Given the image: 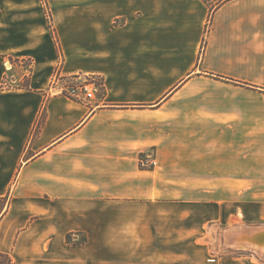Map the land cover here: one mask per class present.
<instances>
[{"label":"crops","instance_id":"crops-1","mask_svg":"<svg viewBox=\"0 0 264 264\" xmlns=\"http://www.w3.org/2000/svg\"><path fill=\"white\" fill-rule=\"evenodd\" d=\"M47 3L62 57L43 0H0V253L165 264L222 220L220 196L264 198V0ZM9 56L32 60L30 88L2 87ZM56 72L96 76L102 93L69 99ZM257 203L227 201L225 214L264 222ZM259 247L203 264H264Z\"/></svg>","mask_w":264,"mask_h":264},{"label":"rangeland","instance_id":"rangeland-1","mask_svg":"<svg viewBox=\"0 0 264 264\" xmlns=\"http://www.w3.org/2000/svg\"><path fill=\"white\" fill-rule=\"evenodd\" d=\"M46 11V10H45ZM27 58L20 60H14L11 61L12 63V69L10 70V73H8L4 80H7V84L12 86H20V84H24L26 82V78H28L29 71L31 68V63L29 61H26ZM26 71L27 73L24 75L23 72ZM58 72L55 73V75ZM54 75V77H55ZM27 76V77H26ZM51 86L52 88L56 89L55 92H58V86L55 84L53 85V79ZM3 80V81H4ZM8 86V87H9ZM225 194V193H224ZM192 199H197V197H193ZM203 203H205L206 200H209L208 197L203 196L201 198ZM220 202H222L224 205L222 206L220 212L224 213V216L222 217V220L219 221H213L209 222L204 225V228L202 231L198 232L196 237L192 238H186L187 244H183V241L180 246H171L169 248V251L171 253L172 259L170 261L164 262L165 264H203L207 263L206 260L209 259H217L220 260L222 258H231L240 256L242 254L248 253L246 250H237L233 247H230L226 243V236L225 233L228 230L235 228H243L247 226H264V222L261 221H233V219L228 220V216H226L225 211L227 207L225 206L227 201H230L231 205L234 201L236 203H243V201L247 200L249 202V208L251 213H257L258 210V203L257 201L263 199H259L257 197L242 199V198H235V199H228L227 197H221L218 199ZM242 205V204H241ZM237 207V206H236ZM203 215L205 216L214 214V210H212L209 207H203L202 209ZM242 211V210H240ZM241 218V217H240ZM198 240L199 244L193 245L192 243L194 240ZM160 250V247H156L155 250ZM165 253L167 252V248L164 249ZM162 252V251H160ZM156 264H163L157 263Z\"/></svg>","mask_w":264,"mask_h":264},{"label":"built area","instance_id":"built-area-1","mask_svg":"<svg viewBox=\"0 0 264 264\" xmlns=\"http://www.w3.org/2000/svg\"><path fill=\"white\" fill-rule=\"evenodd\" d=\"M8 71L12 69V63L9 59ZM53 85L58 86V92L61 95L68 97L69 99L90 103L96 101L99 95L102 93L103 85L98 77L87 74H79L71 77H61L57 73L53 79ZM3 88L8 89L9 85L7 80L3 81ZM140 165L144 169H155L157 166V160L153 153H149L148 156L141 158Z\"/></svg>","mask_w":264,"mask_h":264},{"label":"trees","instance_id":"trees-1","mask_svg":"<svg viewBox=\"0 0 264 264\" xmlns=\"http://www.w3.org/2000/svg\"><path fill=\"white\" fill-rule=\"evenodd\" d=\"M205 1H207V0H205ZM43 2L45 4V10H46V14L48 16V20H49V23H50V28H51V31H52V35H53V37L55 39V43H56V46L58 48V53L62 57V49H61V46H60V42L58 40V36H57L56 30L54 28L53 17H52L49 5L47 3V0H43ZM9 59L11 61H14L15 59L16 60H20L21 58L20 57H15V56H9ZM23 59H25V58H23ZM26 61H29L31 63V68H30V71H29L28 78H26V82L24 84H20V86H12V87L9 86L8 89H12L13 87L21 88V89L30 88V75L32 73V63L33 62L29 58L26 59ZM2 87H3V85H2ZM142 157L143 156H141V158ZM9 201H10L9 195H7L5 197H0V221L2 220V218L4 217V215L6 214V212L8 210ZM68 240H70V237H68ZM0 264H14V263H13V260L10 257V255L4 254V253H0Z\"/></svg>","mask_w":264,"mask_h":264},{"label":"water","instance_id":"water-1","mask_svg":"<svg viewBox=\"0 0 264 264\" xmlns=\"http://www.w3.org/2000/svg\"><path fill=\"white\" fill-rule=\"evenodd\" d=\"M234 234H237L236 239H239L241 237L240 231H236ZM242 234H246L247 239H252L258 244L262 243L264 241V226H248V228L242 232ZM230 247L235 248L233 245L229 244ZM237 250H246L250 251L253 253H258L255 249L253 248H235Z\"/></svg>","mask_w":264,"mask_h":264},{"label":"bare ground","instance_id":"bare-ground-1","mask_svg":"<svg viewBox=\"0 0 264 264\" xmlns=\"http://www.w3.org/2000/svg\"><path fill=\"white\" fill-rule=\"evenodd\" d=\"M248 228V227H247ZM241 227L240 228H233L231 230H228L226 233H225V236H226V243L227 245L229 246V244L233 245L235 248H243V249H247V248H253V249H257L258 250V247L260 244H258L257 242H255L254 240L252 239H246L245 241H240L238 239H236V235L237 234H234L236 231H241ZM246 235V234H244ZM259 249L261 250L262 248L259 247Z\"/></svg>","mask_w":264,"mask_h":264}]
</instances>
